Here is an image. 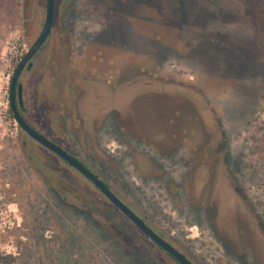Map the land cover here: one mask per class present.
<instances>
[{"label":"rangeland","instance_id":"374dc122","mask_svg":"<svg viewBox=\"0 0 264 264\" xmlns=\"http://www.w3.org/2000/svg\"><path fill=\"white\" fill-rule=\"evenodd\" d=\"M18 3L0 42V264H178L10 118L45 17ZM19 79L28 122L193 264H264V0H56Z\"/></svg>","mask_w":264,"mask_h":264},{"label":"water","instance_id":"95a60500","mask_svg":"<svg viewBox=\"0 0 264 264\" xmlns=\"http://www.w3.org/2000/svg\"><path fill=\"white\" fill-rule=\"evenodd\" d=\"M45 17L42 29L29 47L27 52L22 56L16 65L12 77L9 83V109L13 116V120L21 131L25 132L32 140L37 142L41 147L46 148L62 160H64L69 166L73 167L83 177H85L91 184L116 207L121 214H123L140 232H142L149 240L157 245L163 252L171 256L178 264H193L186 258L184 254L175 249L169 242L164 240L161 236L156 234L141 218H139L130 208L123 204L114 193L96 177L92 172L85 168L78 160L67 154L60 147L49 141L47 138L39 134L32 127H30L21 116L18 111V104L22 103V88L18 84L19 77L23 69L27 66V70L32 68L31 60L35 58L37 53L43 48L46 43L52 29L54 12H55V0H45Z\"/></svg>","mask_w":264,"mask_h":264},{"label":"trees","instance_id":"16d2710c","mask_svg":"<svg viewBox=\"0 0 264 264\" xmlns=\"http://www.w3.org/2000/svg\"><path fill=\"white\" fill-rule=\"evenodd\" d=\"M17 11H19L18 0H0V42L5 39L6 33L9 31L10 27H13V22H14V19L16 17ZM8 113H9L10 118L13 119V116L10 112V109L8 110ZM97 208H98V206L95 204H94V206H91V210L92 211L94 210V212L97 211L96 210ZM78 211H79L78 213L83 214V212L81 210H78ZM92 219H94V218L92 217ZM94 221L96 223H98L95 219H94ZM103 233L104 232L102 230H100V232H98L99 236L103 235ZM107 240L109 241L108 246H109L110 250L112 251V253L117 254L121 260H122V256H124L125 254H128L129 252L134 253L133 251H130V250H129V252L126 251L127 248L122 246L117 239H115V240L111 239V241H110L107 238ZM133 255H135V253ZM131 261H135V259L131 260ZM80 264H82V263H80Z\"/></svg>","mask_w":264,"mask_h":264},{"label":"flooded vegetation","instance_id":"af4514ba","mask_svg":"<svg viewBox=\"0 0 264 264\" xmlns=\"http://www.w3.org/2000/svg\"><path fill=\"white\" fill-rule=\"evenodd\" d=\"M56 1V0H55ZM41 51V50H40ZM39 51V52H40ZM38 52V53H39ZM37 53V54H38ZM36 57V56H35ZM31 62H32V65H33V59L31 60ZM31 69V68H30ZM30 69H28V70H30ZM27 70V66L23 69V71H22V73L24 72V71H28ZM22 73H21V75H22ZM21 75H20V77H21ZM19 77V78H20ZM20 80V79H19ZM19 80H18V84H20V82H19ZM21 85V84H20ZM21 88H22V91H23V87H22V85H21ZM22 97V96H21ZM115 97V96H114ZM113 97V98H114ZM112 98V99H113ZM18 111L20 112V114H21V116L23 117V119H24V121L30 126V127H32L35 131H37L29 122H28V120H27V118L25 117V111H26V108L24 107V104H23V101H22V103H21V105H19L18 104ZM20 129V128H19ZM23 132V131H22ZM39 134H41L42 136H44L45 138H47L49 141H51L52 143H54L55 145H57L58 147H60L62 150H64L67 154H69L70 156H72L73 158H75L76 160H78L85 168H87L90 172H92V170L82 161V160H80L79 158H77L68 148H67V146L65 145V143L62 141V143L61 142H59L58 140H55L54 138H51V137H49V136H46V135H44V134H42V133H40L39 131H37ZM26 136H28L25 132H23ZM29 137V136H28ZM29 139L30 140H32L30 137H29ZM33 142H35L34 140H32ZM37 145H39L37 142H35ZM40 146V145H39ZM41 147V146H40ZM42 149H44L45 151H47L48 153H50L51 155H53L57 160H59L65 167H67L68 169H70V170H72V171H74L75 173H77L80 177H82L87 183H89L94 189H96L92 184H91V182H89L85 177H83L78 171H76L73 167H71V166H69L64 160H62L58 155H56L55 153H53L52 151H50V150H48V149H46V148H43V147H41ZM96 177H98L102 182H104L97 174H95L94 172H92ZM105 183V182H104ZM105 185L111 190V188L105 183ZM97 190V189H96ZM98 191V190H97ZM112 191V190H111ZM99 192V191H98ZM113 192V191H112ZM100 193V192H99ZM114 193V192H113ZM101 194V193H100ZM102 195V194H101ZM114 195L123 203V204H125L115 193H114ZM103 196V195H102ZM104 197V196H103ZM105 198V197H104ZM106 199V198H105ZM107 200V199H106ZM108 202H109V200H107ZM110 203V202H109ZM111 204V203H110ZM112 205V204H111ZM128 208H130L127 204H125ZM113 206V205H112ZM114 207V206H113ZM114 208H116V207H114ZM117 209V208H116ZM118 210V209H117ZM130 210H132L131 208H130ZM119 211V210H118ZM133 211V210H132ZM134 212V211H133ZM135 213V212H134ZM136 214V213H135ZM123 215V214H122ZM137 215V214H136ZM124 216V215H123ZM138 216V215H137ZM125 217V216H124ZM139 217V216H138ZM126 218V217H125ZM140 218V217H139ZM142 219V218H141ZM145 223H146V221L144 220V219H142ZM147 224V223H146ZM148 225V224H147ZM155 232V231H154ZM142 233V232H141ZM156 233V232H155ZM143 234V233H142ZM157 234V233H156ZM144 235V234H143ZM145 236V235H144ZM160 236V235H159ZM146 237V236H145ZM147 238V237H146ZM148 239V238H147ZM149 240V239H148ZM149 241H151V240H149ZM152 242V241H151ZM153 243V242H152ZM157 246V245H156ZM158 247V246H157ZM159 248V247H158ZM160 249V248H159ZM169 256V255H168ZM169 257H171V256H169Z\"/></svg>","mask_w":264,"mask_h":264}]
</instances>
